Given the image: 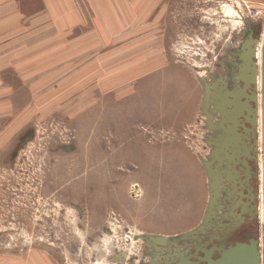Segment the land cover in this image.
Instances as JSON below:
<instances>
[{"label": "rangeland", "instance_id": "374dc122", "mask_svg": "<svg viewBox=\"0 0 264 264\" xmlns=\"http://www.w3.org/2000/svg\"><path fill=\"white\" fill-rule=\"evenodd\" d=\"M263 27L264 0H0V264H143L209 217L217 96Z\"/></svg>", "mask_w": 264, "mask_h": 264}, {"label": "water", "instance_id": "95a60500", "mask_svg": "<svg viewBox=\"0 0 264 264\" xmlns=\"http://www.w3.org/2000/svg\"><path fill=\"white\" fill-rule=\"evenodd\" d=\"M260 38L253 40L250 42L246 41L242 46V49L245 46H248L247 55L243 56V60H245V65L243 68H240L238 71L239 79H235V87L236 93L227 94V97H224L225 102L221 107L222 120L226 119V123L223 125H230L228 127V132L230 133V137L228 139H223L221 143L226 146V142L229 140H233L237 142V145L242 143L243 138L245 141H248V138H245V135H250L251 137V145L253 149V156H247V149H243L244 156H240L237 154V151L231 150L227 152H219V150H213L211 159L205 163V167L209 170V189L212 197L218 198V191L220 189V185L223 183L231 181L230 173H234L236 176L237 168H233L236 164H241V160L244 159L242 165L248 168V161L253 160L254 166L256 168V172H258V108H259V90L257 83V61L255 62V46H257ZM254 45V46H253ZM240 85H243L242 87ZM251 87L253 89L251 90ZM238 88V92H237ZM251 94V98L249 99V95ZM239 96V97H238ZM237 98H239V102H237ZM253 105L250 104V102ZM260 106H261V134H262V209H263V219H262V244L261 241L257 239H250L246 243H237V245L227 252H224L221 258L216 260H212L211 258L202 259L201 262H205L206 264H264V36L262 40L261 47V74H260ZM244 109L243 113L242 110ZM224 122V121H223ZM224 129V127H223ZM241 130L242 132L238 131ZM235 131H237L235 135ZM244 136V137H243ZM218 140L214 142V145L219 149ZM250 143V142H249ZM249 155V153H248ZM223 157V159H222ZM224 159H235L237 163H234V166L229 165L225 162ZM248 159V160H247ZM218 161V164L215 165V162ZM239 162V163H238ZM246 163V165H245ZM240 171V169H239ZM259 174L254 173V178L259 180ZM249 176V175H248ZM233 181V180H232ZM244 185L247 188V191L250 189V184L244 181ZM233 188V187H232ZM236 187L234 186V189ZM241 189V188H240ZM229 190L228 185L222 191ZM246 191V189H244ZM242 190V191H244ZM241 190H237L240 192ZM241 191V193H242ZM227 193V192H226ZM253 194V193H252ZM244 195V194H243ZM254 199H258L257 191L253 194ZM253 200V197H252ZM215 219L219 221V218L215 216ZM153 241L163 240L160 236H154L151 238ZM213 251V250H211Z\"/></svg>", "mask_w": 264, "mask_h": 264}, {"label": "flooded vegetation", "instance_id": "af4514ba", "mask_svg": "<svg viewBox=\"0 0 264 264\" xmlns=\"http://www.w3.org/2000/svg\"><path fill=\"white\" fill-rule=\"evenodd\" d=\"M253 40H255V36L246 37L243 42L246 43V41H248V46H251L250 42ZM248 46L243 48V50L246 52L245 55L248 53ZM240 86L242 87L243 85ZM252 89L253 87H251V90ZM234 93H236V88ZM251 97L252 96L250 94L249 99ZM250 104L253 105L252 102H250ZM250 147H252L251 142ZM252 152L253 149L249 148L247 151V156H253ZM224 160L229 165L234 166V161L229 159ZM217 164L218 161L215 162V165ZM247 164L249 166V170H247L246 167L242 165V163L236 164L233 168L236 167L237 171L238 168H242L241 173L243 175H241L243 178L239 181L242 183L243 179L246 181L248 180L250 188L252 189L247 191L246 188V191L244 190L242 192L244 196L239 195L238 192L237 194L226 192L221 194V201H219L221 203V212L219 217L216 215L219 218V221H217L214 216L216 221L207 223V228L200 229L195 233L180 237L177 240H173L171 238L166 239L163 237V240L158 241H153L150 239L149 246L146 245L148 248L143 250V252L147 253V256L145 257H148V260L144 261L143 264H206L205 262H201V260L205 258L216 260L221 258L224 252L229 251L231 248L233 249L237 243H246L250 239H257L255 233L258 231L260 221L258 218L257 200L254 199L253 196L255 193L254 182L256 179L254 178V173H256V168L254 166L253 160L248 161ZM230 174V179L236 181L235 178H237V175L235 176L234 173ZM239 201H241V203ZM241 211L242 219L237 220V215ZM234 212L237 213L232 216L231 214ZM131 259H137V257H128L127 261ZM138 264L141 263L138 262Z\"/></svg>", "mask_w": 264, "mask_h": 264}, {"label": "crops", "instance_id": "0c3cea01", "mask_svg": "<svg viewBox=\"0 0 264 264\" xmlns=\"http://www.w3.org/2000/svg\"><path fill=\"white\" fill-rule=\"evenodd\" d=\"M236 88V87H235ZM235 88H234V91H235ZM234 91H233V93H234ZM228 94V93H227ZM227 94H224V95H222V94H219L218 96H217V98H219V108H220V106L222 107V104L225 102V100H224V97H227L228 95ZM224 121V122H223ZM223 123L225 124L226 123V119L224 120H222L221 121V123H220V128H218V131H219V134H217V136H216V139H215V141L216 140H218V145H220V147H218L219 149H217V147L214 145V149H216V150H219V152H229V151H231V150H234V151H236V149H237V147H239L238 148V151H237V154H241L242 152H244V150L242 151V149H247V150H249V148H251L250 147V143L248 142V141H245L243 138H241L242 139V143L241 144H239V145H237V142H235V141H233V140H229L228 142H226V145H229V146H231V148H230V150L228 149V148H226V147H224V145L221 143V141L223 140V139H228L229 137H230V133L227 131L228 130V127L230 126V125H224V129H223ZM238 131H240V132H242L241 130H239L238 129ZM235 134L237 133V131H235L234 132ZM246 136V135H245ZM244 137V136H243ZM245 138H249V140H250V142H251V139H250V137H245ZM213 149V150H214ZM244 155V154H243ZM223 158V157H222ZM237 161V160H236ZM243 161H244V159H242L241 160V163H243ZM206 162V161H205ZM239 169H240V171H239ZM241 171H242V168H238V171L236 172V175L238 176L237 178H235V180L236 181H229V182H227L226 184L224 183V181L225 180H223L222 182V184H221V188H222V190H224V186L226 187L227 185H228V188H229V190H227L226 192L227 193H236L237 194V189L238 190H244V189H246V186L244 185V181H246L245 179H243V181H242V183L239 181V180H241L243 177H242V173H241ZM207 173H208V171H207ZM209 176V175H208ZM238 178H240L239 180H238ZM247 182V181H246ZM209 183H210V177H207L206 176V193H207V201H206V204H208L207 202L209 201V200H212L211 199V192H210V189H209ZM237 185V186H236ZM234 186L236 187L235 189H234ZM233 187V188H232ZM241 188V189H240ZM231 189V190H230ZM241 191L240 192H238V194L239 195H242V196H244L243 195V193H241ZM221 192V194H223L225 191H219V193ZM243 192V191H242ZM220 194V195H221ZM220 195H218V200H220ZM186 199H188V197H185V200ZM211 202V201H210ZM240 203H241V201H239ZM239 203V204H240ZM210 204V203H209ZM211 205H213L212 207H211V213H210V216L208 217V214H207V212H206V209H204L203 211H201V212H197V214H196V219H195V221H194V219H193V221L194 222H196L195 223V228L194 229H191V230H184V231H182V232H180V235L179 236H177V237H184V236H186V235H189V234H191V233H195L196 231H198V230H200V229H203V228H207V224H203V223H210V222H215L214 220L215 219H211L212 218V216H214V215H216V213H218L219 211H220V209H221V203L220 202H214V203H212ZM206 206V205H205ZM216 208V209H215ZM230 212H232V211H230ZM229 212V213H230ZM237 212H234L233 214H231L232 216H234L235 214H236ZM220 214V212L218 213V215ZM179 216H182V217H179V218H175L176 220H175V222H179V221H181V222H186V221H188V220H186V219H184L185 218V215H187V213H185V211H183V213H179L178 214ZM175 216V215H174ZM239 219H242V211L240 212V213H238V215H237V220H239ZM178 234V233H177ZM157 236H160V237H163V238H166V239H169L170 238V236L169 235H163V234H157ZM202 241H204V240H202Z\"/></svg>", "mask_w": 264, "mask_h": 264}, {"label": "bare ground", "instance_id": "6f19581e", "mask_svg": "<svg viewBox=\"0 0 264 264\" xmlns=\"http://www.w3.org/2000/svg\"><path fill=\"white\" fill-rule=\"evenodd\" d=\"M264 36V27L261 33L260 41L258 42V69H257V83H258V90H259V108H258V132H259V149H260V162H259V167L261 169V174H260V179H261V185H260V221H261V228H262V219H263V209H262V134H261V106H260V74H261V47H262V40ZM239 102V100L237 101ZM244 109L242 110L243 113ZM246 137H250V135H246ZM251 139V137H250ZM249 140V138H248ZM231 147V146H230ZM252 148V147H251ZM243 151V150H242ZM240 156H244L243 152L240 154ZM246 165V163H245ZM249 167V166H248ZM262 234V231H261ZM261 244H262V239H261Z\"/></svg>", "mask_w": 264, "mask_h": 264}]
</instances>
